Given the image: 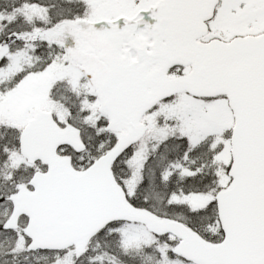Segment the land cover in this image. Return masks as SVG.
I'll return each mask as SVG.
<instances>
[{
  "label": "snow or ice",
  "instance_id": "obj_1",
  "mask_svg": "<svg viewBox=\"0 0 264 264\" xmlns=\"http://www.w3.org/2000/svg\"><path fill=\"white\" fill-rule=\"evenodd\" d=\"M0 264H264V0H0Z\"/></svg>",
  "mask_w": 264,
  "mask_h": 264
}]
</instances>
